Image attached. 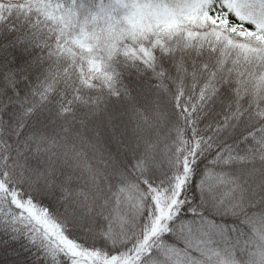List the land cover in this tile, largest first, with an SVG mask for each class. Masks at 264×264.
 Returning <instances> with one entry per match:
<instances>
[{
    "label": "snow or ice",
    "instance_id": "obj_1",
    "mask_svg": "<svg viewBox=\"0 0 264 264\" xmlns=\"http://www.w3.org/2000/svg\"><path fill=\"white\" fill-rule=\"evenodd\" d=\"M0 264H264V0H0Z\"/></svg>",
    "mask_w": 264,
    "mask_h": 264
}]
</instances>
